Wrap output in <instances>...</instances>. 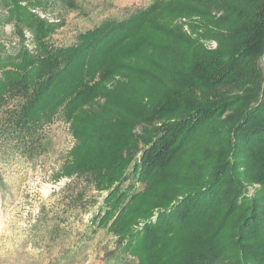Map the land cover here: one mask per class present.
Wrapping results in <instances>:
<instances>
[{
    "label": "trees",
    "instance_id": "trees-1",
    "mask_svg": "<svg viewBox=\"0 0 264 264\" xmlns=\"http://www.w3.org/2000/svg\"><path fill=\"white\" fill-rule=\"evenodd\" d=\"M56 2L77 8L75 0ZM2 3L0 22L12 25L18 47L0 59V151L34 157L48 149V124L71 121L73 135L94 151L73 152L64 174L106 190L94 218L117 237L111 260L135 255L127 248L134 235L123 231L126 221H145L156 207L162 218L187 202L201 206L192 216L196 225L179 238L152 243L162 255L171 253L162 264H213L234 254L228 252L234 231L264 228V0H152L120 20L101 21L67 46L51 40L60 22L35 13L41 0ZM118 76L140 82V97L131 95L121 110L107 102L100 112H84L93 97L108 96L105 84ZM184 134L171 153V137ZM241 146L246 159L237 162ZM130 178L142 188L136 191ZM241 181L260 187L249 215L238 207ZM225 182L231 189L221 200L227 195L231 207L221 216L224 207L205 197ZM130 205L139 211L128 216ZM252 254L247 257L258 263ZM153 255L137 258L152 264ZM239 261L245 264V257Z\"/></svg>",
    "mask_w": 264,
    "mask_h": 264
},
{
    "label": "rangeland",
    "instance_id": "rangeland-1",
    "mask_svg": "<svg viewBox=\"0 0 264 264\" xmlns=\"http://www.w3.org/2000/svg\"><path fill=\"white\" fill-rule=\"evenodd\" d=\"M2 1L0 0V18L3 17L4 12ZM151 1L75 0L77 8L70 10L63 5H57L56 0H41L44 5L36 9L35 13L45 15L52 22H60L61 26L56 29L51 40L58 46H67L75 42L79 33L93 28L101 21L120 20L136 8L147 6ZM26 43L29 48L33 47L29 41ZM204 45L209 48L215 46L213 41H204ZM17 47L18 40L13 33L12 25L0 22V59L12 56ZM136 81L126 77H115L105 84L108 96L93 97L89 103L82 106L83 111L100 112L106 107L107 102L114 111L131 105L129 99L132 98L131 95L140 97L139 92L144 91L145 88ZM72 126L71 121L56 119L48 124L45 127L49 140L48 149L34 157H29L21 149L9 151L6 148L0 151V264H140L138 255H141L139 257L145 262L146 255L152 253L154 254L150 261L152 264H162L166 258L170 260L171 253L162 255L163 251H155L152 243L170 234L177 239L188 225H196L197 219L192 216L201 209L200 202L184 203L162 218L157 216L160 212L159 207L153 208L145 221L142 219L129 221V218L123 231L134 235V238L128 241L127 245H131L127 248L134 251L135 255H127L120 262L111 260L117 237L107 231L106 224L100 225L94 218L106 196V190L95 189L92 184L77 179L75 175L70 177L64 174L66 171L70 172V169H65V163L71 162L73 152L81 155L86 151H94L88 140L73 135ZM184 141L185 134L176 138L171 137L170 152L172 153L178 145H183ZM245 148L244 146L239 148L242 154L236 159L237 162H244L243 160L246 159V150H242ZM164 155L166 156V153ZM130 172L131 169L128 173ZM129 180L135 182V179ZM222 183L213 197L211 194L205 197L208 199L207 202L214 198V201L224 207L221 216L231 207L227 195L221 200L224 192L229 193L231 187L226 182ZM128 184L125 183L123 187ZM134 186L136 191L142 188L137 182ZM259 188L255 183L241 184L242 194L237 201L242 204L238 207L248 208L247 215L252 212L250 199L255 197ZM180 200L182 199L179 198L178 201ZM127 209H129L128 216L139 211L133 205ZM253 210L256 214L259 211L257 207ZM237 214L238 211L235 216ZM156 217L157 222H154ZM234 220V215L230 216L227 227L230 228ZM179 221L183 224L180 225ZM256 225L245 233L234 231L238 238L228 249L229 254L233 253L231 250L234 254L228 255L230 257L225 256L226 253L219 255L213 264H241L239 261L241 255L245 257V264H264L262 260L264 228H259L258 223ZM137 229L139 231H136ZM231 230H228L229 234ZM238 245L244 246L245 250L239 251ZM248 253H253L252 255L260 261L257 263L255 259H249Z\"/></svg>",
    "mask_w": 264,
    "mask_h": 264
}]
</instances>
